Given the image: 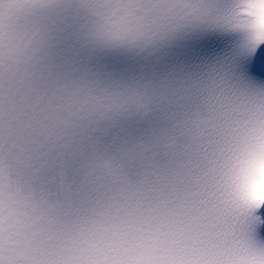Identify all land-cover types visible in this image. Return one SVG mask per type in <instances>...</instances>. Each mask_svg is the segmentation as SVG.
Instances as JSON below:
<instances>
[{
	"label": "snow or ice",
	"instance_id": "1",
	"mask_svg": "<svg viewBox=\"0 0 264 264\" xmlns=\"http://www.w3.org/2000/svg\"><path fill=\"white\" fill-rule=\"evenodd\" d=\"M95 4L0 0V241L5 225L33 219L57 225L88 211L79 193L66 195L64 186L78 188L81 167L98 155L131 181L151 164L195 174L205 161L187 138L185 117L200 100L203 69L214 65H192L179 91L155 86L162 71L177 74L162 65L181 39L232 32L243 14L249 39L219 70L241 98L264 105V44L255 31L254 0H131L123 28L100 22ZM210 42L189 55L210 52ZM58 47L63 53L53 52ZM72 54L78 78L68 92L52 68ZM250 132L262 133L250 135L258 149L264 129ZM222 236L206 253L207 264H264V201L246 203ZM11 259L0 247V264Z\"/></svg>",
	"mask_w": 264,
	"mask_h": 264
},
{
	"label": "clouds",
	"instance_id": "2",
	"mask_svg": "<svg viewBox=\"0 0 264 264\" xmlns=\"http://www.w3.org/2000/svg\"><path fill=\"white\" fill-rule=\"evenodd\" d=\"M130 2L96 0L98 19L123 28L121 16ZM239 2L228 0L229 5ZM254 2L259 5L255 31L262 34L259 44H264V3ZM69 5L77 8L80 0H69ZM236 24L229 33L181 39L169 53L192 51L213 40L221 47L169 66L177 74L162 71L155 82L162 92L179 91L186 86L182 80L192 65H214L203 69L200 100L185 117L187 138L205 161L195 174L177 175L151 164L141 170L137 181H131L98 155L81 167L78 188L64 186L66 195L79 193L88 211L67 216L57 225L46 219L28 220L11 229L5 225L0 247L12 258L11 264H207L211 260L206 253L223 239L222 233L244 205L264 201V139L258 149L250 141V135H262L250 130L264 129V105L259 99L241 98L219 70V63L237 44L249 39L247 18L241 14ZM69 48L74 53V44ZM74 59V54L67 60L57 58L52 68V78L67 85L68 92L78 78Z\"/></svg>",
	"mask_w": 264,
	"mask_h": 264
}]
</instances>
